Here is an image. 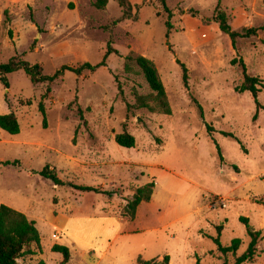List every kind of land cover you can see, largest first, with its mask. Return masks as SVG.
Segmentation results:
<instances>
[{
	"label": "rangeland",
	"instance_id": "rangeland-1",
	"mask_svg": "<svg viewBox=\"0 0 264 264\" xmlns=\"http://www.w3.org/2000/svg\"><path fill=\"white\" fill-rule=\"evenodd\" d=\"M129 1L124 17L118 0L103 10L93 0H0V64L16 56L50 76L65 65H97L82 75L66 70L47 94L48 82L34 84L24 69L7 74L8 84L0 73V115L15 112L21 124L19 134L0 127V206L34 219L43 245V254L19 264H60L55 244L70 248L68 264H137L140 256L165 255L170 264H233L216 238L223 246L241 238L238 255L245 252L242 216L264 234V0H166L168 11L162 0ZM219 3L234 29H259L239 38L237 50L213 19ZM110 42L119 53L102 66ZM129 54L154 61L171 114L128 109L136 93H152L136 64L125 69ZM241 58L261 80L256 118L252 93L237 90ZM125 129L136 146L116 141ZM8 160L22 165L2 163ZM47 165L63 185L39 173ZM149 182L152 198L131 219L128 201ZM243 264H264V238L255 259Z\"/></svg>",
	"mask_w": 264,
	"mask_h": 264
},
{
	"label": "trees",
	"instance_id": "trees-1",
	"mask_svg": "<svg viewBox=\"0 0 264 264\" xmlns=\"http://www.w3.org/2000/svg\"><path fill=\"white\" fill-rule=\"evenodd\" d=\"M118 1L119 4L124 8V17H127V11L131 8L130 1ZM108 3L109 0H93L94 7L100 10L105 9ZM162 3L168 11L169 9L166 5V0H162ZM213 19L219 23L220 29L223 32L230 35L233 47L236 50L239 38H247L250 36H256L258 34L259 29L256 27H243L242 30L234 29L229 22L227 11L222 8L221 3H219V5L215 8V15ZM167 26L169 28L167 36L169 37L170 28L172 27L171 22L169 20H167ZM262 28L264 29V26ZM113 52L119 53V51L112 46V42H110L107 55L104 60L100 63V65L106 66L108 55ZM125 59V69L129 71L131 70L132 63L136 64L143 73L145 79L147 80L152 90V93L148 95H139L138 93H136V102L134 105L128 104V109L134 106L136 109L146 108L153 113L155 112L166 115L171 114L172 108L168 99V93L165 84L161 78L160 72L154 61L141 54H129L125 57ZM236 62L237 59H234L233 63ZM239 62L244 70V81L241 86L237 87V90L241 93L245 91H249L252 93L257 105V113L255 115L256 118L259 109L263 108V105L259 99V93L261 92V80L258 77H253L247 73L246 64L242 58L239 60ZM181 66L183 69L184 83L188 85V69L183 63H181ZM96 68L97 65L95 66L90 62H85L79 67H70L65 65L62 67L61 70L56 72L54 75L50 76L44 74V70L41 65H31L26 60L14 56L9 60V62L0 64V73L2 74V80L6 81V84H8L6 80L7 74L17 71L19 69H24L26 73L31 77V80L34 84L48 82L49 85L47 86L46 90L47 94L51 91L50 84L58 78L62 77L66 70H72L78 75H82L86 70L95 71ZM40 110L44 115L45 126H47V113L42 102L40 103ZM78 111L80 113L81 119H83V109L79 107ZM0 127L10 134H19L21 132V124L15 112L0 115ZM208 129L209 131L213 130L210 125L208 126ZM228 135L234 136L231 133H228ZM115 139L121 146L128 148L136 146V137L126 129L123 132L118 133ZM215 144L222 158L223 156L221 154V147L217 142H215ZM2 163L6 165H22L21 161L19 160H8ZM39 173L45 178L52 179L57 185L64 184V182L58 176L56 170L51 169L49 165L45 166ZM72 186L81 191H99V189H97L96 187L88 185ZM154 188V182H149L137 188L132 199L128 201L126 208L127 215L131 219H134L136 217L137 208L142 202H149L151 200ZM114 193L115 192H111L110 194L114 195ZM240 220L245 225L247 235L250 238L249 245L245 252H243L241 255H238V251L240 250L243 244V240L241 238H234L230 246H223L220 237L215 239L218 245V249L224 255L232 253L233 256H235V262L233 264H243L245 262L253 261L257 256L258 245L260 241L264 238L263 231L256 229L252 225L249 217L242 216ZM222 228L223 226H220V229ZM52 250L54 252H59L63 255V259L60 264L69 263L71 255L70 248L68 246L55 244L52 247ZM38 252L43 254V245L41 234L37 227L36 221L30 219L25 213L18 211L6 204H2L0 206V264H19L18 260L23 256L37 255ZM170 261V255H165L163 261L146 260L140 256L137 264H170ZM41 264H45L44 261H41ZM224 264L228 263L225 262Z\"/></svg>",
	"mask_w": 264,
	"mask_h": 264
},
{
	"label": "built area",
	"instance_id": "built-area-1",
	"mask_svg": "<svg viewBox=\"0 0 264 264\" xmlns=\"http://www.w3.org/2000/svg\"><path fill=\"white\" fill-rule=\"evenodd\" d=\"M220 204H221V206H226L225 200L224 199H220Z\"/></svg>",
	"mask_w": 264,
	"mask_h": 264
},
{
	"label": "crops",
	"instance_id": "crops-1",
	"mask_svg": "<svg viewBox=\"0 0 264 264\" xmlns=\"http://www.w3.org/2000/svg\"><path fill=\"white\" fill-rule=\"evenodd\" d=\"M51 167V166H50ZM51 169H55V168H52L51 167ZM56 170V169H55ZM34 220V219H33ZM36 224H37V222H36ZM37 227H38V225H37ZM39 229V228H38ZM40 231V230H39ZM86 254V252L85 251H82V255H85Z\"/></svg>",
	"mask_w": 264,
	"mask_h": 264
}]
</instances>
